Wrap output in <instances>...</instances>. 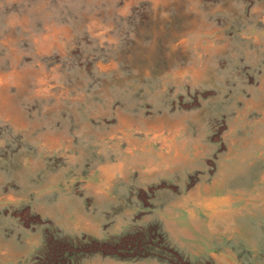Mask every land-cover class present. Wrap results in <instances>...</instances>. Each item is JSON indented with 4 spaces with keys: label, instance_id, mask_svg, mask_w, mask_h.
<instances>
[{
    "label": "rangeland",
    "instance_id": "374dc122",
    "mask_svg": "<svg viewBox=\"0 0 264 264\" xmlns=\"http://www.w3.org/2000/svg\"><path fill=\"white\" fill-rule=\"evenodd\" d=\"M0 264H264V0H0Z\"/></svg>",
    "mask_w": 264,
    "mask_h": 264
}]
</instances>
